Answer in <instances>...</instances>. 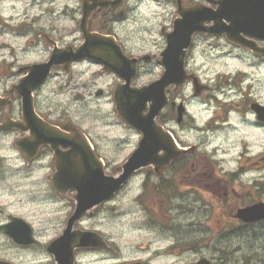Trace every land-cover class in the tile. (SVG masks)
I'll list each match as a JSON object with an SVG mask.
<instances>
[{
  "label": "flooded vegetation",
  "instance_id": "obj_1",
  "mask_svg": "<svg viewBox=\"0 0 264 264\" xmlns=\"http://www.w3.org/2000/svg\"><path fill=\"white\" fill-rule=\"evenodd\" d=\"M32 1L36 2V5L40 2H48L51 6L55 5L57 1H63L52 9H55L56 13L62 11L64 15L68 16L67 35L38 31L42 37L41 46L46 50L50 49L47 40L59 47H67L71 51L77 50L85 41L83 32H88L92 40L106 42L102 45L106 49L118 50L124 56L136 58L138 66H143V63L151 67L159 64L156 54L166 48L167 35L173 29L174 21L179 17L177 0ZM84 2L87 4L84 5ZM199 2L201 0H181V7L191 8ZM141 5L155 6L165 11L162 15H158L157 11H155L156 14L152 13V16L158 18L161 23L152 25L146 23L149 19H144L145 26L140 27L142 26L140 21L143 18L137 15L139 11L136 9H139ZM37 8L40 9L38 6ZM84 11H87L85 16ZM27 13L23 11L16 23L18 35L24 36V48L38 47L37 43L40 42V39L34 35L33 27L42 12L37 17H32L28 15L30 13ZM48 15L49 13L46 14V16ZM151 28H154L158 38H153L149 42L136 39L137 35L152 31ZM203 39L224 42L227 54L236 59L251 54L228 42L224 35L215 37L208 34H197L193 38V46L197 40ZM256 42L264 46L262 40H256ZM143 52L150 54L143 55ZM252 55L253 60L264 62V56ZM145 57H148L149 60L145 61ZM35 61L40 62L39 60ZM81 64L98 66L89 61L75 62L72 66ZM23 67V65H18L17 69H23ZM159 68L161 67L159 66ZM12 73L14 75H6V77L20 79L24 75V73L14 71ZM219 80L222 79L217 81ZM244 80L240 82V79L229 76L228 79L221 81L226 83L225 89L209 86L208 91L194 99L184 97L183 89L174 92V85H169L166 88L168 102L161 111L160 122L164 130L172 135L174 141L184 152L163 170L161 178L168 181L170 177L176 182L181 179L182 190L177 193L181 204L191 201L194 211L201 212L199 218L191 222L181 221L182 223L177 226L178 231L170 226L171 231L167 233L168 235H172L178 241L186 240L181 248L185 257H180L182 253L180 258H177L172 264H198L199 262H203V264H251L248 255L244 254V243H242L247 235L255 242L258 241L259 244L261 240L263 243L259 247L264 252V218L246 222L238 217L239 210L255 204H264V93L257 87L258 84H253L254 79L249 83ZM46 83L34 92L35 113L40 120L36 121L35 127L40 136H47L49 132L48 127L42 122L59 129L63 128L58 122H68L67 118L55 119L52 110L38 107V95ZM10 88L11 85L8 89L4 88L0 91V97L5 98L4 105L3 102L0 104V124L14 121L20 122L21 126H26L21 97L17 92L10 93ZM215 93L225 95L227 103L219 104V107L211 110L205 123L196 125L195 117L188 114L187 106H190L194 101H201L205 104V99L207 98L209 102V98L212 99ZM203 96L206 98L202 100ZM233 97H237L236 102L232 100ZM174 101L176 104H184L186 107L180 117ZM195 133L200 134L196 141L192 142V136ZM207 133L211 139L219 141L218 146L204 148L203 136L207 137ZM26 135L27 133L15 128L0 130V164L2 169L3 160H5L3 151L6 152L7 148H10L16 153V156L9 158L10 160L19 161L25 166L44 162L46 164L44 166L48 168L46 176L49 177L52 173L51 148L40 146L37 149H30L27 145H23V148L17 147L16 141ZM3 137L4 141L8 138L11 145L3 144ZM33 153H36L35 158L28 160L27 154L32 155ZM0 180L3 181V177ZM64 201L66 207L69 208V210L67 209L69 216L74 206L70 199V193ZM188 206L190 209L191 206ZM188 209L185 208V212L180 215L184 216L189 213ZM208 209L210 211L207 212ZM204 210L207 212L206 217L202 213ZM0 212H3L1 204ZM202 214L203 216H201ZM216 217L219 219L216 220ZM9 219L4 217L0 220V225ZM86 219L85 216L79 220L76 227ZM171 222L174 223L175 220ZM232 241H234L233 251L230 247ZM255 261L264 264V260L260 256H255ZM137 264L142 263L137 262ZM145 264H149L148 261Z\"/></svg>",
  "mask_w": 264,
  "mask_h": 264
},
{
  "label": "rangeland",
  "instance_id": "obj_2",
  "mask_svg": "<svg viewBox=\"0 0 264 264\" xmlns=\"http://www.w3.org/2000/svg\"><path fill=\"white\" fill-rule=\"evenodd\" d=\"M62 2L57 1L51 6L48 2H40L36 5V2L32 0H0L1 74H3L1 72L3 66H8L9 63H27L41 60L48 55V51L41 46L42 37L38 31L67 35L68 16L62 11L56 13V10L52 9ZM145 6L139 7L138 16L143 18L141 23H144V19H149L146 23L152 25L161 23L158 18L152 16V10L154 13L157 11L158 15L164 14L165 11L159 7ZM23 11L30 13L27 14L32 17H37L42 12L33 27L34 35L40 39L37 43L38 48L33 53L24 51V36L18 35L16 28V23ZM47 13H49L48 16H46ZM151 29L150 32L146 31L142 35H137L136 39L149 42L153 38H158L154 28ZM219 43L222 42L208 39L198 41L190 55L188 67L198 73L202 79L211 80L210 84L218 89H225L226 83L221 81L232 76L234 79H240V82L245 79L247 83L254 79L253 84H258L257 87L264 93V64L257 66L252 60H235L232 56H227L226 48L220 47ZM97 69L99 68L82 65L73 68L70 75L55 74L41 90L38 103L41 107L52 110L56 119L69 118L78 124L90 138L98 154L108 158L107 161H111L105 169L106 172L116 175L119 171L116 166L134 150L139 135L122 122L114 109L111 93L117 79L112 76H101ZM159 74V67L153 71L142 68L135 83L139 86L146 84L157 78ZM218 79L222 80L217 81ZM12 80L0 77V90ZM85 84L86 91L81 87ZM97 89H102L104 93L96 96ZM189 92V88L184 90L185 94ZM232 100L236 102L237 97H233ZM227 101L225 95L215 93L212 99L209 98L210 110L203 111L204 106L197 103L187 106L188 114L195 117L196 125H201L207 121L212 109L219 107V104L224 105ZM199 134H193L192 142L196 141ZM206 135L207 137L203 136L205 149L219 145L218 140L211 139L208 133ZM210 141H212L211 144ZM3 144L11 145L8 138ZM13 156H16V153L10 148H7L6 152L3 151L5 158L3 169L0 164V178L3 177V181L0 180V204L3 205V212H0V220L4 217H22L34 230L35 243L29 247H19L14 245L8 237L0 234V259H6L15 264H53V259L45 251V246L61 233L69 208L66 207L63 199L52 196L46 176L48 168L43 166L46 165L45 163L25 166L19 161L9 159ZM146 172L151 170L137 173L112 201L101 206L99 208L101 210L95 212L97 214L93 218L83 223L86 229L96 230L102 234L110 248L102 253L77 252L76 264H137V261L142 262L145 259L149 264H172L171 262L177 258L185 257L181 248L186 240L178 241L172 235L167 236L164 234L167 228L164 229V233H161L153 224L156 222L153 218L164 220L163 223L157 222L159 228H162L161 225H170L168 221L174 218L175 222L172 226L175 231H178L177 226L182 223L181 221L191 222L199 218L201 212L194 211L190 201V204L184 207L188 209V205L191 206L188 209L189 213L181 216L180 214L185 212L183 209L172 210L165 218L163 213L165 207L161 205L164 198L162 194L143 187L145 181L149 186L157 182L156 178H148L145 175ZM168 183L172 185L170 180ZM174 183L176 184L175 192L178 193L182 190L181 179L178 182L174 180ZM176 202V199L170 201L172 205ZM207 212L206 210L202 212L205 217ZM171 241H173L172 245ZM242 243H244V254L248 255L249 262L262 264L255 261V256H260L264 260V252L259 247L263 242L260 240L259 244L247 235ZM233 244L234 241L230 243L231 251H233ZM167 247L169 249L164 252L163 249Z\"/></svg>",
  "mask_w": 264,
  "mask_h": 264
},
{
  "label": "water",
  "instance_id": "obj_3",
  "mask_svg": "<svg viewBox=\"0 0 264 264\" xmlns=\"http://www.w3.org/2000/svg\"><path fill=\"white\" fill-rule=\"evenodd\" d=\"M238 1L241 2V0ZM243 1L245 2V0ZM216 3L218 7L215 10V16L201 14L200 21L208 19L215 20V24L208 30L212 31V33L219 34L226 32L223 20L226 18L227 0H217ZM194 11L198 12L199 10L196 9ZM201 29L199 26H194L189 29L184 25V28L181 30L184 44H188L189 36L192 32ZM232 36L234 37L235 35L233 34ZM55 54L53 52L50 60L44 64L30 66L28 68L30 71L29 75L19 81L17 88L21 86L20 89L26 104L30 105V93L46 78L50 65L59 63L58 56H55ZM168 59L169 61H176L177 50H171ZM172 68L175 71V77L172 76L167 79V74H165L148 86L141 88L133 87L130 89L124 86L121 89H115L114 99L118 114L142 134L137 149L121 165L122 172L116 176L106 175L104 173L103 164L94 156L85 138L77 135L75 136L76 138L73 137L74 139L70 140L66 139L61 141L57 137H50L48 139V142L51 143L54 150H57L59 145H65L71 148V153L66 157L64 154L56 151V163L60 157L61 160L59 161V169L53 179L54 185L58 190L71 187L75 188L77 192L73 196L76 201V208L68 222V226L64 229L61 236L47 245V250L54 255L56 264H72V251L75 246H102L101 241L94 238L90 233H83L79 237V240H76L75 235L70 229L79 216L111 198L137 170L153 164L154 170L159 171L165 164L169 163L170 159L167 162L161 161L160 157L156 154L164 143L162 142L161 136L157 135L160 132L154 127V118L165 102V86L170 82L182 84L188 78L185 74L181 58L178 67L175 64ZM126 80L129 82V77ZM147 102H150L148 109L146 108ZM145 110H148V115L144 113ZM26 114H30V111L26 112ZM245 213L251 215L252 219L259 217L256 210H250ZM3 230L18 243L28 244L32 242L31 230L23 221L15 219L11 224L4 226ZM0 264L10 263L0 261Z\"/></svg>",
  "mask_w": 264,
  "mask_h": 264
}]
</instances>
